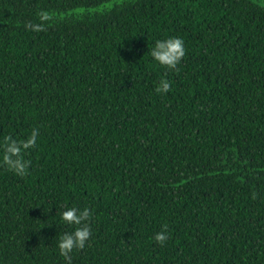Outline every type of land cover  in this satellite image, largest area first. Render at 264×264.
Wrapping results in <instances>:
<instances>
[{
    "label": "trees",
    "instance_id": "trees-1",
    "mask_svg": "<svg viewBox=\"0 0 264 264\" xmlns=\"http://www.w3.org/2000/svg\"><path fill=\"white\" fill-rule=\"evenodd\" d=\"M112 1L0 0V141L40 133L26 176L0 160V264H67L65 206L71 264H264V0Z\"/></svg>",
    "mask_w": 264,
    "mask_h": 264
},
{
    "label": "clouds",
    "instance_id": "clouds-1",
    "mask_svg": "<svg viewBox=\"0 0 264 264\" xmlns=\"http://www.w3.org/2000/svg\"><path fill=\"white\" fill-rule=\"evenodd\" d=\"M37 17L38 22H29L26 27L39 33L45 30L48 22L53 19V14L47 11H39ZM149 54L159 66L174 70L186 54L185 44L183 39L179 37L157 40ZM170 88V82L167 79H161L155 90L158 94H166ZM39 136V130L33 129L27 138L14 139L13 136L8 135L0 141V160L16 176L24 177L28 174L31 162L25 159V155L37 145ZM92 215L93 213L89 208L79 209L76 206H65L60 213L61 221L73 227L72 231L61 235L57 242L59 254L67 261V264H71V254L76 250L84 249L86 243L91 239L92 226L90 220ZM154 239L156 243L163 245L169 236L164 230L156 233Z\"/></svg>",
    "mask_w": 264,
    "mask_h": 264
},
{
    "label": "rangeland",
    "instance_id": "rangeland-1",
    "mask_svg": "<svg viewBox=\"0 0 264 264\" xmlns=\"http://www.w3.org/2000/svg\"><path fill=\"white\" fill-rule=\"evenodd\" d=\"M124 1H125V0H114V1H112L111 3H108V4H106L105 6L100 7V8H98V9H103L104 7L109 8V7L114 6L116 3H122V2H124ZM98 9H97V10H98Z\"/></svg>",
    "mask_w": 264,
    "mask_h": 264
}]
</instances>
